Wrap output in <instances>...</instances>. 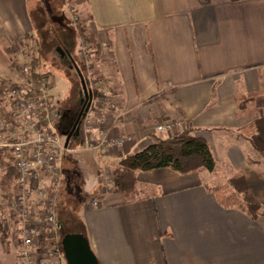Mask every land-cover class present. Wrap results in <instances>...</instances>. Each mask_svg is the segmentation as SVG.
Instances as JSON below:
<instances>
[{"label":"crops","instance_id":"crops-1","mask_svg":"<svg viewBox=\"0 0 264 264\" xmlns=\"http://www.w3.org/2000/svg\"><path fill=\"white\" fill-rule=\"evenodd\" d=\"M67 9L82 16L93 67L116 104L99 105L91 91L92 135L135 137L122 147L65 152L59 174L69 193L81 194L74 186L78 171L101 184V167L116 169L155 137L191 127L206 138L216 164L224 159L233 172L245 174L262 203L256 219L224 206L214 188L225 182L212 184L213 171L137 170L133 195L99 192L97 206L82 208L100 264H264V178L250 163V141L240 135L254 117L239 112L240 94L264 84V0H0V80L15 78L29 57L26 44L42 54L39 22ZM69 66L78 69L73 60ZM80 84L78 89L72 82V96L83 99ZM54 87L64 109L72 98ZM61 112L58 129L77 147L82 139L67 138L71 116ZM162 123L172 125L166 136L157 129Z\"/></svg>","mask_w":264,"mask_h":264},{"label":"built area","instance_id":"built-area-1","mask_svg":"<svg viewBox=\"0 0 264 264\" xmlns=\"http://www.w3.org/2000/svg\"><path fill=\"white\" fill-rule=\"evenodd\" d=\"M31 60L29 57L22 60L14 84L0 101V149L9 154L16 170L12 188L0 191V215H5L3 222L15 217L20 225L21 264H52L58 256H64L57 210L63 154L79 149L122 147L135 137L132 134L110 137L104 133L93 136L91 108L87 104L79 129L82 142L77 147L71 146L57 126L62 112L59 101L51 93L55 75L34 69ZM37 73L41 76L36 77ZM94 85L99 105L110 104L104 85L90 73L88 89L94 90ZM157 129L171 130L172 125L160 124ZM89 204L97 206L99 201L94 197ZM45 237L49 243L44 241Z\"/></svg>","mask_w":264,"mask_h":264},{"label":"trees","instance_id":"trees-1","mask_svg":"<svg viewBox=\"0 0 264 264\" xmlns=\"http://www.w3.org/2000/svg\"><path fill=\"white\" fill-rule=\"evenodd\" d=\"M51 14L48 15L50 17L49 19L54 21L50 16ZM65 19L66 18L64 17L63 23L59 26L60 29H58L61 33L63 32L62 36H64L63 40L58 38V41L61 42V44H64V46L73 43L74 40L76 41L78 35L82 36L85 33V28L82 25H79L80 23L74 26L73 29L66 27ZM44 23L48 24L47 22ZM39 57L40 51L36 53L33 52L31 63L34 69H38L41 64ZM72 60L79 68L77 59L75 58L74 60V58H72ZM80 72L84 76L82 68H80ZM35 75L36 77L41 76L39 73ZM13 84V79L6 78L0 80V101H3L7 97V90ZM261 93L264 95V89L252 91L247 94H240L239 112L243 113L246 111L250 113L252 109H255L258 106L261 108L264 103L261 101L257 102L258 99L256 98V96H261ZM83 99L81 96L79 98L75 96L70 104L64 107V109L60 106V110L64 112V116L70 115L73 117L76 112H80L84 103ZM255 105L257 106L255 107ZM70 129H72V127H70ZM246 129H250L247 138L251 145L256 151L264 156V114L254 118L244 130ZM164 167H170L182 174L199 172L201 170L213 171L216 167V159L206 138L196 134L195 129L189 127L184 131L167 137H155L151 143L145 145L140 150L123 157L117 168L114 170V186L117 191L133 195L136 189L137 170H151ZM15 181L16 170L12 165L11 157L3 149H0V191L10 190ZM214 189L218 200L224 206L240 207L253 219L258 218L261 214L262 203L253 194L248 180L242 171L234 172L226 179L223 185H218ZM2 221L3 220L0 218V241L4 243L6 242L9 233ZM74 224L79 226L77 231L74 232H83L87 236L82 216L81 223L76 219ZM60 232L64 235L71 231L67 229L66 224L64 230L61 229ZM44 241L49 243L47 237L44 238Z\"/></svg>","mask_w":264,"mask_h":264},{"label":"rangeland","instance_id":"rangeland-1","mask_svg":"<svg viewBox=\"0 0 264 264\" xmlns=\"http://www.w3.org/2000/svg\"><path fill=\"white\" fill-rule=\"evenodd\" d=\"M58 13L60 12L58 11ZM58 13L56 10L54 15L56 14L59 15L61 20L56 15L52 17L54 18V21H51V20L45 21L47 23L50 22V24H45L43 26L42 23L39 22L40 29L37 33V36H38L40 47L42 49V52H41L42 54L39 57L41 64L38 70L41 72L55 75V83L53 84V87L55 85L56 86L53 88V91L56 93L58 92L63 93L66 97H68V99H71V98L74 99L76 96V94L72 96V93H74L72 91L73 87H71L73 81L76 85V88L81 89V86H80L81 79L78 75L80 68H82V71L84 72V77L85 79H87V81H88V75L91 73L96 79H98V82L100 85H104V89L105 91H107L108 96H111L110 89H109L106 79L102 78L103 76L98 74V72L95 71L93 67V62H92L93 52L90 50L91 44L88 38V32L86 31V28L84 27L85 24H84V20L82 16L80 15V13H76V12L70 14V11H68V9L67 11L64 12V14L63 12H61V14H58ZM64 17L66 18V21H67L65 24L66 27L73 29L74 26L80 23L85 28L84 35L82 36L78 35L76 41L74 40L73 43H70L68 45L66 44L65 46L64 44H61V42L58 41V38L61 40H63L64 38V36H62L63 32L61 33L58 30L60 29L59 26H61V24L59 23H63ZM71 22H72V25H71ZM29 45L30 44H26L25 48L26 50H28V56L30 57L31 55H33V52L36 53V50L34 51V49H30ZM59 46L62 48L64 47L63 49L65 52H68V54L74 55V57H76L78 64H79L78 69L76 68L71 69V67L69 66L72 63L71 56L65 55V57H62L60 53L57 51V48ZM76 51H79V52L76 54ZM88 86L90 85L88 84ZM95 87L96 86L94 85V90L96 92L97 90ZM260 89H264V84L262 85V88ZM82 90H83V87H82ZM77 97L79 98V96ZM256 98L258 99L257 102L261 101L262 103H264V95H262V93H261V96H256ZM112 103L113 102H111L108 105H104V106L116 108V104L115 103L112 104ZM256 106L257 105H255V107ZM261 114H264V105L261 108H259L258 106L255 109H252L249 114L250 115L249 119H252L253 117L256 118L260 116ZM92 126H93V120H92L91 128ZM91 128H90V131H91ZM248 131H250V129H246L242 131L240 135L247 137L249 134ZM163 135L166 136L167 132L163 131ZM251 151H253V154H252V158L250 159V163L253 166L255 172H257L260 175L263 174L262 176L264 178V156H262L258 151H256L252 145H251ZM114 170H115V167L113 168L112 166L109 167L105 165L104 167H101L99 171V174H100L99 178L101 179V184L99 182L95 183L96 181L95 176L93 177L89 173H87L86 175L82 171H80L79 173L78 171V174H80V177H79V180L77 181L78 184L74 185L75 187L78 188V192H81V194L77 193L78 195H76V193L74 192L69 193L65 187V182L63 183L65 179L62 180L60 178L61 179L60 185H59L60 186L59 187L60 196H59V200L57 203V207H58V220L61 222L62 230H64L67 224V229L69 231L71 232L77 231L79 226L74 224V221H76L77 219L81 223V216H83V212H82L83 206H85L86 203H89L94 197L97 198L98 194H100L101 192L116 190L114 183H113ZM252 172L254 173L253 170ZM233 173L234 172H233L232 166L228 164L227 162H225L224 159H222L221 162H218L216 164V167L212 172L211 182L212 184H215V183L223 184L225 180L227 179V177L231 176ZM97 185H99V190L96 189ZM79 195H81V197L83 198L82 200L84 201H81V198L79 197ZM3 217L5 218V215H0V218L2 220H3ZM3 223L5 227L7 228L9 235H8V238L6 239V242L3 243L0 241V257L4 261V264H21L20 255H19V250H20L19 227L20 225L17 223V220L15 219V217H11V220H9V217H8L7 223L5 222ZM7 224L9 225V228ZM61 233L62 232H60V242H61V237H63ZM61 256H58V259H56V261L54 262H58ZM61 260L63 264H66V260L64 256L61 257Z\"/></svg>","mask_w":264,"mask_h":264},{"label":"water","instance_id":"water-1","mask_svg":"<svg viewBox=\"0 0 264 264\" xmlns=\"http://www.w3.org/2000/svg\"><path fill=\"white\" fill-rule=\"evenodd\" d=\"M57 51L62 57L66 54L64 49L60 46L57 48ZM79 75L81 77L83 92L86 100H84L82 106L83 113L86 105L88 104V100L92 97V93L91 90L88 89L85 78L80 71ZM79 129L80 125L77 123L69 134H66L65 132L64 134H66L69 139L72 135H78ZM61 246L66 264H100L96 253L91 247L89 238L83 232H68L64 234L61 239Z\"/></svg>","mask_w":264,"mask_h":264},{"label":"flooded vegetation","instance_id":"flooded-vegetation-1","mask_svg":"<svg viewBox=\"0 0 264 264\" xmlns=\"http://www.w3.org/2000/svg\"><path fill=\"white\" fill-rule=\"evenodd\" d=\"M83 113H84V112H83ZM83 113H82V108H81L80 112H76V113L74 114V116L71 117L70 125L72 126V129H73V127H74L77 123L80 125L81 120H82V115H83ZM72 129H70V131H71Z\"/></svg>","mask_w":264,"mask_h":264}]
</instances>
